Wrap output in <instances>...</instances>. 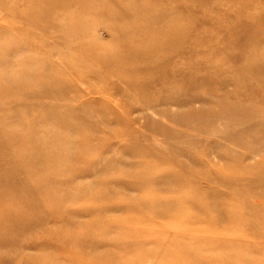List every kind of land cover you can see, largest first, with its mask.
<instances>
[{
    "label": "rangeland",
    "instance_id": "1",
    "mask_svg": "<svg viewBox=\"0 0 264 264\" xmlns=\"http://www.w3.org/2000/svg\"><path fill=\"white\" fill-rule=\"evenodd\" d=\"M0 190V264H264V0H0Z\"/></svg>",
    "mask_w": 264,
    "mask_h": 264
},
{
    "label": "bare ground",
    "instance_id": "2",
    "mask_svg": "<svg viewBox=\"0 0 264 264\" xmlns=\"http://www.w3.org/2000/svg\"><path fill=\"white\" fill-rule=\"evenodd\" d=\"M36 192H39V193H42L43 191H41L40 192V190L38 189V188H36ZM3 199H5V195H2V192H1V190H0V201L1 200H3ZM25 199L23 200L22 199V204L23 205H25V206H27L28 204H25ZM2 202V201H1ZM198 205H196V207H197ZM167 208V207H166ZM27 215V214H26ZM222 214L220 213V218H222L223 216H221ZM17 216L18 217H21L22 219H23V221H24V223H26V225L25 226H34V223H35V221H29V220H26V219H24V218H27L26 216H25V213H23V214H21V215H19V214H17ZM173 216V215H172ZM9 217V216H8ZM13 217H14V215H13ZM10 218H11V216H10ZM223 219H224V217H223ZM0 221H1V219H0ZM228 222V221H227ZM6 242V241H5ZM189 251H187L186 250V254L188 253ZM206 252V251H205ZM196 262V261H195ZM247 263H248V261H247ZM254 264H258V262H253Z\"/></svg>",
    "mask_w": 264,
    "mask_h": 264
}]
</instances>
